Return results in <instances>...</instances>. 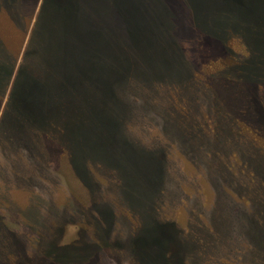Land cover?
<instances>
[{
	"label": "rangeland",
	"instance_id": "obj_1",
	"mask_svg": "<svg viewBox=\"0 0 264 264\" xmlns=\"http://www.w3.org/2000/svg\"><path fill=\"white\" fill-rule=\"evenodd\" d=\"M7 1L0 0V63L11 72L0 92V130L13 117L24 70L46 77L58 65L64 79H54L65 86L51 96L45 123L26 127L45 158L36 184L11 170L0 147V264H169L165 243L148 249L142 240L166 221L174 223L179 264H264V250L251 257L253 237L237 228L238 204L225 212L197 166L182 183L186 157L170 133L176 124L202 141L220 132L227 110L217 84L225 73L238 77L240 63L262 110L264 0H58L66 29L55 40L64 36L65 56L52 51L56 62L48 64L44 9L55 0ZM246 106L232 116L235 131L263 156L264 125ZM25 151L23 167L35 168ZM225 159L263 180L239 150ZM251 196L237 199L251 209ZM257 215L264 227L262 208Z\"/></svg>",
	"mask_w": 264,
	"mask_h": 264
},
{
	"label": "trees",
	"instance_id": "obj_2",
	"mask_svg": "<svg viewBox=\"0 0 264 264\" xmlns=\"http://www.w3.org/2000/svg\"><path fill=\"white\" fill-rule=\"evenodd\" d=\"M10 6L14 5L13 1H7ZM58 0H55L54 4H51L49 9L45 6L44 13L46 30L48 32V39L50 38V44H48L46 53L44 54L43 63L48 64V60L56 62V59L50 54L52 51L59 50V55L65 56V51L61 46L64 44V36L58 42L55 40V34L59 27L66 29L65 20L63 15L60 14L61 7L57 4ZM49 11V12H48ZM60 16H58V15ZM1 18V16H0ZM59 19L60 22H57ZM4 20L0 19V26L4 27ZM62 36V34H61ZM53 62V63H55ZM237 70L236 74L238 77L223 74L224 79L221 80L225 83L217 84V92L222 99L221 104L225 111L222 113L220 132L216 133L212 137L202 141L200 137H196L193 134H187V130L180 126H174V130L170 131L175 137V142L179 148H182L186 157L185 168H179V174L181 179L185 183L191 174V170L197 166L199 171H204V178L206 182L210 184L211 188L216 191L217 203L220 204L221 208L225 210L228 207L227 204L233 203L238 204V213L240 214V223H237V228L242 234H248L254 242L255 247L251 257H255L257 253L264 250V227H260L259 220L257 217L259 210L264 211V153L260 156L258 150L244 137L243 130L240 128L235 131L236 120L232 116H235L237 108L241 105L248 103L247 109L253 110L256 107V112L252 115H256V122L264 125V112L259 110L256 96L250 90V88L241 79L242 68L240 65H235ZM59 68L58 65L55 70ZM53 68L47 69L46 77L41 75V72H37L34 69L24 70L22 72V80L16 87L12 94V112L13 117L9 118L0 130V147L2 151L6 153V158L9 161V167L13 172H16L21 178L28 177L32 183L36 184L41 179L40 170L41 165L44 164L45 158L42 157L41 153L35 150V138L27 132L28 125H43L45 121L52 115L54 109L52 107L51 96L57 93L61 88L64 89L65 84H60V79L55 80L54 77H62L59 69L56 71ZM11 70L7 68V65L0 63V92L7 83L8 75ZM64 79V78H63ZM254 91V90H253ZM151 110V108H149ZM230 127H228V126ZM234 128H232V127ZM27 127V128H26ZM213 146H208V145ZM208 146V147H207ZM250 146V147H249ZM210 147V148H209ZM29 149L32 157L31 159L35 162V168L33 166L25 165L23 167V161H21L22 151ZM234 149L239 150L242 155L243 161L246 165L253 167L263 177V180H256L251 174L247 172L245 168H241L239 172L233 171V165L229 166L228 161L225 159L227 155H230ZM256 151V152H255ZM26 152V151H25ZM240 162V166L243 164ZM21 169L19 173L18 167ZM235 166V165H234ZM10 170V171H11ZM9 172V171H8ZM180 182V181H179ZM212 184V185H211ZM181 183L176 184V191L178 194L183 193ZM249 193L252 195V201L249 202L253 205L251 209L246 208V203L239 201L237 197L243 193ZM227 197V198H226ZM250 197V198H251ZM216 200V198H215ZM251 200V199H250ZM197 201L195 200V203ZM203 200L199 199L198 204L202 203ZM226 205V207H225ZM255 210L253 212V210ZM259 215H262L260 212ZM248 216L251 220L248 219ZM254 221V225H253ZM163 222V221H162ZM173 222L166 221L159 223L154 227L150 228L147 235L144 234L142 240L147 244V248L150 249L154 244H164L169 247L166 248L165 258L169 264H179L180 260H175L174 257L179 254L180 249L176 244L173 237L171 226ZM148 237V239H147ZM175 255V256H174Z\"/></svg>",
	"mask_w": 264,
	"mask_h": 264
}]
</instances>
